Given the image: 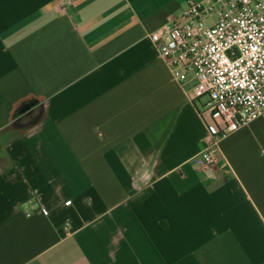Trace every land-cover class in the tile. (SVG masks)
<instances>
[{
    "label": "crops",
    "instance_id": "obj_1",
    "mask_svg": "<svg viewBox=\"0 0 264 264\" xmlns=\"http://www.w3.org/2000/svg\"><path fill=\"white\" fill-rule=\"evenodd\" d=\"M69 1L0 0V264H264V121L204 169L150 40L188 0Z\"/></svg>",
    "mask_w": 264,
    "mask_h": 264
},
{
    "label": "built area",
    "instance_id": "obj_2",
    "mask_svg": "<svg viewBox=\"0 0 264 264\" xmlns=\"http://www.w3.org/2000/svg\"><path fill=\"white\" fill-rule=\"evenodd\" d=\"M150 40L172 78L191 84L192 101L209 98L200 156L211 168L220 138L264 121V0H188Z\"/></svg>",
    "mask_w": 264,
    "mask_h": 264
},
{
    "label": "rangeland",
    "instance_id": "obj_3",
    "mask_svg": "<svg viewBox=\"0 0 264 264\" xmlns=\"http://www.w3.org/2000/svg\"><path fill=\"white\" fill-rule=\"evenodd\" d=\"M208 101H209V98L207 96H204L201 99H199L198 104L201 110H203V105H205Z\"/></svg>",
    "mask_w": 264,
    "mask_h": 264
}]
</instances>
